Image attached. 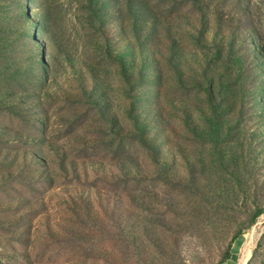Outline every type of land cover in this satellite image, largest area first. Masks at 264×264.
Returning a JSON list of instances; mask_svg holds the SVG:
<instances>
[{
  "label": "rangeland",
  "instance_id": "374dc122",
  "mask_svg": "<svg viewBox=\"0 0 264 264\" xmlns=\"http://www.w3.org/2000/svg\"><path fill=\"white\" fill-rule=\"evenodd\" d=\"M242 230L264 264V0H0V264H218Z\"/></svg>",
  "mask_w": 264,
  "mask_h": 264
},
{
  "label": "trees",
  "instance_id": "16d2710c",
  "mask_svg": "<svg viewBox=\"0 0 264 264\" xmlns=\"http://www.w3.org/2000/svg\"><path fill=\"white\" fill-rule=\"evenodd\" d=\"M245 230L240 231L239 233H237L233 240L230 242L228 249L226 250V252L224 253L221 261L218 264H225V263H230L232 256L234 254V250H236V247L234 245H236L235 243H237V245L241 242L243 235H244ZM231 264V263H230Z\"/></svg>",
  "mask_w": 264,
  "mask_h": 264
},
{
  "label": "bare ground",
  "instance_id": "6f19581e",
  "mask_svg": "<svg viewBox=\"0 0 264 264\" xmlns=\"http://www.w3.org/2000/svg\"><path fill=\"white\" fill-rule=\"evenodd\" d=\"M251 254V253H250ZM249 252L247 250V252L245 253V255L243 256V259L241 260L240 264H245L246 263V259L248 258Z\"/></svg>",
  "mask_w": 264,
  "mask_h": 264
}]
</instances>
